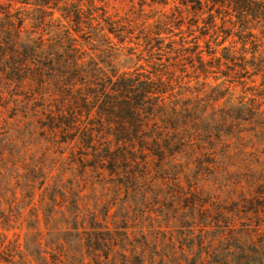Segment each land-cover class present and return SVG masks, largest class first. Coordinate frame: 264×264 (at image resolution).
Wrapping results in <instances>:
<instances>
[{
  "label": "trees",
  "instance_id": "trees-1",
  "mask_svg": "<svg viewBox=\"0 0 264 264\" xmlns=\"http://www.w3.org/2000/svg\"><path fill=\"white\" fill-rule=\"evenodd\" d=\"M122 1L0 0V264H264V0Z\"/></svg>",
  "mask_w": 264,
  "mask_h": 264
},
{
  "label": "rangeland",
  "instance_id": "rangeland-1",
  "mask_svg": "<svg viewBox=\"0 0 264 264\" xmlns=\"http://www.w3.org/2000/svg\"><path fill=\"white\" fill-rule=\"evenodd\" d=\"M110 4L112 6H116L118 8H122L124 11H127L130 9V4L127 1L122 0H109ZM84 39L87 41L86 46L87 48L93 52L96 56L99 57L100 60L104 62H112L118 66L121 67L122 70H131L135 67V61L130 60V56H125L123 54H119L117 52L111 51V43L107 40L106 36L102 35H94L89 34L85 35ZM218 188V187H216ZM240 190L239 186L236 187V193H238ZM201 256V255H199ZM215 256L212 257V260H214ZM199 257H192V258H186L183 261H180L177 259L175 262L180 264H200ZM152 264H174V262L170 261H161L160 259H157V257L154 259Z\"/></svg>",
  "mask_w": 264,
  "mask_h": 264
}]
</instances>
